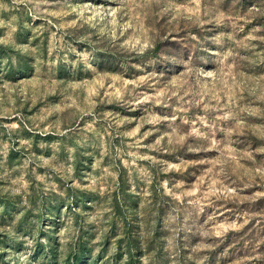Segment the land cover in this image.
Listing matches in <instances>:
<instances>
[{"label": "rangeland", "instance_id": "374dc122", "mask_svg": "<svg viewBox=\"0 0 264 264\" xmlns=\"http://www.w3.org/2000/svg\"><path fill=\"white\" fill-rule=\"evenodd\" d=\"M264 264V0H0V264Z\"/></svg>", "mask_w": 264, "mask_h": 264}, {"label": "trees", "instance_id": "16d2710c", "mask_svg": "<svg viewBox=\"0 0 264 264\" xmlns=\"http://www.w3.org/2000/svg\"><path fill=\"white\" fill-rule=\"evenodd\" d=\"M77 259H79V256H75V257H74V262H73V264L77 263V261H76Z\"/></svg>", "mask_w": 264, "mask_h": 264}]
</instances>
